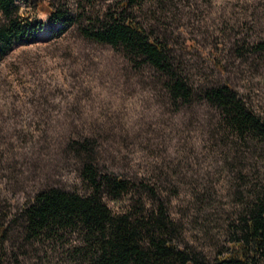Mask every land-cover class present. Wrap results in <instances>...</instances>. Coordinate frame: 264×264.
<instances>
[{
  "label": "rangeland",
  "instance_id": "rangeland-1",
  "mask_svg": "<svg viewBox=\"0 0 264 264\" xmlns=\"http://www.w3.org/2000/svg\"><path fill=\"white\" fill-rule=\"evenodd\" d=\"M16 2L17 14L43 26L0 60V222L9 229L2 264H90L85 249L77 250L78 231L31 241L15 217L43 186L87 189L72 146L87 136L101 171L155 186L181 246L210 260L225 252L251 190L264 184V147L234 137L199 89L229 82L264 117V0H140L127 7L171 47L197 92L188 101H175L154 67L80 31V24L122 12V0ZM49 6L68 9L74 21L64 29L54 24ZM136 186L104 200L125 210L138 202Z\"/></svg>",
  "mask_w": 264,
  "mask_h": 264
},
{
  "label": "trees",
  "instance_id": "trees-1",
  "mask_svg": "<svg viewBox=\"0 0 264 264\" xmlns=\"http://www.w3.org/2000/svg\"><path fill=\"white\" fill-rule=\"evenodd\" d=\"M138 1L122 0V12L97 18L93 24H80V31L87 38L123 48L135 63L154 67L175 101L190 100L197 92L172 57L171 47L152 36L142 22L127 12V7ZM18 8L16 0H0V60L15 41H33L43 26L38 20L21 17L16 12ZM47 12L54 24H64L63 29L74 21L68 9L49 6ZM258 46L264 49V42ZM199 92L216 105L221 123L234 137L254 138L264 147V117L247 104L232 84L202 85ZM72 146L82 160L81 175L88 187L80 191L51 184L35 190L15 216L21 232L31 241L78 231L82 245L77 250L85 249L90 264H264V184L251 190L229 248L210 260L178 243L180 229L164 201L158 198L154 185L144 179L133 181L115 171H101L95 160L94 143L88 136L74 138ZM134 184L137 204L114 211L104 200V194L117 199ZM142 189L151 194L152 204L144 201ZM8 230L0 222L1 243Z\"/></svg>",
  "mask_w": 264,
  "mask_h": 264
}]
</instances>
